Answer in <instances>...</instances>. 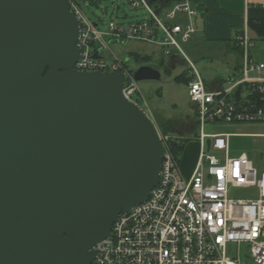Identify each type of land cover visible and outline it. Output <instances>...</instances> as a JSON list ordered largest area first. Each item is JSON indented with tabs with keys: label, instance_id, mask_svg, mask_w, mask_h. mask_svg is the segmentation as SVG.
Masks as SVG:
<instances>
[{
	"label": "water",
	"instance_id": "1",
	"mask_svg": "<svg viewBox=\"0 0 264 264\" xmlns=\"http://www.w3.org/2000/svg\"><path fill=\"white\" fill-rule=\"evenodd\" d=\"M78 36L67 0H0V264H91L158 183L155 125L122 75L73 69Z\"/></svg>",
	"mask_w": 264,
	"mask_h": 264
},
{
	"label": "built area",
	"instance_id": "2",
	"mask_svg": "<svg viewBox=\"0 0 264 264\" xmlns=\"http://www.w3.org/2000/svg\"><path fill=\"white\" fill-rule=\"evenodd\" d=\"M126 2L145 17L128 24L110 20L99 27L76 0H67L79 23V58L73 69L122 75L123 97L148 116L134 71L114 56L110 46L136 42L172 59L175 51L181 53L178 40L186 43L195 34L203 0ZM234 45L240 60L218 90L207 91L188 61V96L196 112L200 146L192 171L182 173L179 155L169 146L170 141L189 138L162 136L156 129L163 148L158 183L143 203L119 215L110 235L94 247L91 264H245L246 260L264 264V170L256 169L246 152L230 155L229 134L211 133L218 124H264V63L253 57L255 44L247 26L235 36ZM240 189L254 190L256 195L233 199L231 193Z\"/></svg>",
	"mask_w": 264,
	"mask_h": 264
},
{
	"label": "rangeland",
	"instance_id": "3",
	"mask_svg": "<svg viewBox=\"0 0 264 264\" xmlns=\"http://www.w3.org/2000/svg\"><path fill=\"white\" fill-rule=\"evenodd\" d=\"M76 1L83 14L92 22H98L99 27L110 20L128 24L145 17L142 11L131 9L126 0ZM177 22H180V19ZM197 24L199 26V19ZM197 38L198 33L186 43L178 40L181 53L175 51L171 57L172 60L163 57L160 50L136 42H129L126 45L115 43L110 46L114 56L127 62L132 71L135 72L142 66H148L159 72V81L144 80L137 82V85L143 95V102L147 105L148 117L156 129L159 132L167 131L170 137L189 138L183 152L176 157L177 164L186 176L192 171L200 151V146L196 141L198 129L194 127L196 112L188 96L187 82L191 79L188 61L193 64L206 90L212 91L211 88L217 80L225 81L230 76L232 66L236 64L238 57L240 60L239 51H229L224 55L222 54L223 48L219 44H202ZM219 48L222 50L219 51ZM131 54L141 59L135 60ZM177 77L179 79H176ZM211 133L229 134L230 155L235 156L246 152L254 167L264 170V138L262 137L264 136V124H218L213 125ZM260 156H263L262 162ZM255 195L254 190L244 189L231 193L233 199H253ZM228 252L231 255L234 254L231 248ZM244 263L253 264L249 260Z\"/></svg>",
	"mask_w": 264,
	"mask_h": 264
},
{
	"label": "crops",
	"instance_id": "4",
	"mask_svg": "<svg viewBox=\"0 0 264 264\" xmlns=\"http://www.w3.org/2000/svg\"><path fill=\"white\" fill-rule=\"evenodd\" d=\"M198 19L200 20L199 26ZM198 19L195 32V34L198 33L197 39L202 44H219L223 50L221 48L218 50H222L224 55L229 51H235L231 44L235 36L247 26L248 36L255 44L252 51L253 57L264 63V37H258L248 26L250 21L264 22V0H203ZM238 60L232 66V71L237 66ZM223 86L224 80L218 79L211 89L215 91Z\"/></svg>",
	"mask_w": 264,
	"mask_h": 264
},
{
	"label": "trees",
	"instance_id": "5",
	"mask_svg": "<svg viewBox=\"0 0 264 264\" xmlns=\"http://www.w3.org/2000/svg\"><path fill=\"white\" fill-rule=\"evenodd\" d=\"M248 26L258 35V37H260V38L264 37V22L263 21H256V22L250 21V22H248ZM231 47L234 48V50L238 51V49L234 45V41L231 44ZM131 55H132L133 59H135V60L141 59L138 56H136L135 54H131ZM142 59H144V58H142ZM179 77H177L176 79H179ZM194 127L196 128L195 123H194ZM160 132H161V134H163L165 136H169L167 131H164V132L160 131ZM182 138H184V137H182ZM185 145H186V139H183V141H177V142L176 141H170V143H169L170 149L175 156L180 155L183 152Z\"/></svg>",
	"mask_w": 264,
	"mask_h": 264
}]
</instances>
